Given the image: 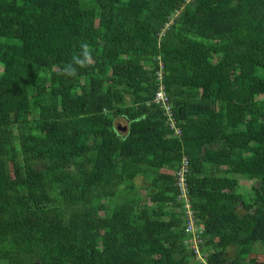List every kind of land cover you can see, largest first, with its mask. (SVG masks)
<instances>
[{"label": "trees", "instance_id": "trees-1", "mask_svg": "<svg viewBox=\"0 0 264 264\" xmlns=\"http://www.w3.org/2000/svg\"><path fill=\"white\" fill-rule=\"evenodd\" d=\"M0 264H264V0H0Z\"/></svg>", "mask_w": 264, "mask_h": 264}, {"label": "built area", "instance_id": "built-area-1", "mask_svg": "<svg viewBox=\"0 0 264 264\" xmlns=\"http://www.w3.org/2000/svg\"><path fill=\"white\" fill-rule=\"evenodd\" d=\"M148 69H152L153 66L146 65L145 66ZM156 78L158 80V89L155 93V96L153 98V102L155 104H158L162 109L163 112L167 118L168 123L170 124L171 128L175 129L176 134H179L180 128L177 126V121L175 120L171 105L169 102L168 94L165 91V86L163 84V63L158 58V68L156 70ZM186 160H182V166L178 173V186H179V194L178 199L182 200L183 202V208H185L186 213V231L188 232V237L186 238V244L189 246L190 250L193 251V253L196 255V258H200L199 253V244L202 242L201 234L204 231V225L203 223H197L195 220V216L193 214L192 204L190 202V199L188 197V188L185 181V171H186ZM181 202V203H182Z\"/></svg>", "mask_w": 264, "mask_h": 264}, {"label": "clouds", "instance_id": "clouds-1", "mask_svg": "<svg viewBox=\"0 0 264 264\" xmlns=\"http://www.w3.org/2000/svg\"><path fill=\"white\" fill-rule=\"evenodd\" d=\"M80 48V54L73 56L71 63L65 66L64 75L74 76L76 74V67H87L89 65L92 52L90 45L87 42H81ZM145 66L146 64H144Z\"/></svg>", "mask_w": 264, "mask_h": 264}, {"label": "rangeland", "instance_id": "rangeland-1", "mask_svg": "<svg viewBox=\"0 0 264 264\" xmlns=\"http://www.w3.org/2000/svg\"><path fill=\"white\" fill-rule=\"evenodd\" d=\"M116 124L118 123H120L121 125H126V122H125V120H123V119H117L116 121ZM144 184V181H143V179H141V177H138L137 179H136V185L139 187V186H141V185H143ZM250 184H251V182L250 181H245V182H243L242 183V185L240 186V188H239V191H244L245 190V188H248L249 186H250Z\"/></svg>", "mask_w": 264, "mask_h": 264}, {"label": "water", "instance_id": "water-1", "mask_svg": "<svg viewBox=\"0 0 264 264\" xmlns=\"http://www.w3.org/2000/svg\"><path fill=\"white\" fill-rule=\"evenodd\" d=\"M122 130L125 131V130H126V126H123V127H122Z\"/></svg>", "mask_w": 264, "mask_h": 264}]
</instances>
